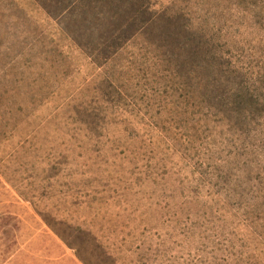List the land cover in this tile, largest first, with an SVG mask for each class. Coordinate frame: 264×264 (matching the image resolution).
<instances>
[{
    "label": "rangeland",
    "instance_id": "1",
    "mask_svg": "<svg viewBox=\"0 0 264 264\" xmlns=\"http://www.w3.org/2000/svg\"><path fill=\"white\" fill-rule=\"evenodd\" d=\"M0 264H264V0H0Z\"/></svg>",
    "mask_w": 264,
    "mask_h": 264
}]
</instances>
